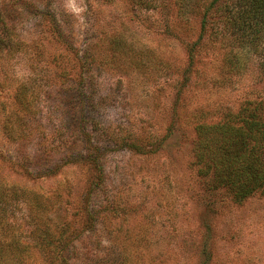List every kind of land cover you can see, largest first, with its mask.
I'll return each instance as SVG.
<instances>
[{"label":"rangeland","instance_id":"374dc122","mask_svg":"<svg viewBox=\"0 0 264 264\" xmlns=\"http://www.w3.org/2000/svg\"><path fill=\"white\" fill-rule=\"evenodd\" d=\"M212 1L0 0L13 263L264 264V195L234 203L195 159L199 124L247 101L264 122V44L234 41Z\"/></svg>","mask_w":264,"mask_h":264},{"label":"trees","instance_id":"16d2710c","mask_svg":"<svg viewBox=\"0 0 264 264\" xmlns=\"http://www.w3.org/2000/svg\"><path fill=\"white\" fill-rule=\"evenodd\" d=\"M136 5L151 7L153 0H130ZM183 8L186 0H175ZM217 21L238 44H249L256 51L264 44V0H213ZM10 19L0 8V49L4 40L11 42ZM233 58H235L233 56ZM236 61V59H235ZM226 63L236 69L231 58ZM262 104L247 101L236 113L228 112L226 121L199 124L196 127L195 159L200 166L198 174L210 178L209 189H223L236 204L259 193L264 195V122L261 118ZM4 191L0 189V264H16L24 253L19 239L12 233L14 225L7 224V206ZM12 197L16 198L15 194ZM35 221L45 206L36 199H26ZM45 222H38L33 232L48 233Z\"/></svg>","mask_w":264,"mask_h":264}]
</instances>
